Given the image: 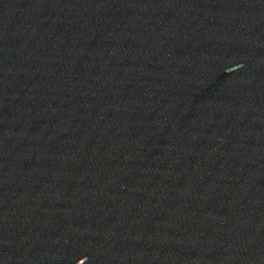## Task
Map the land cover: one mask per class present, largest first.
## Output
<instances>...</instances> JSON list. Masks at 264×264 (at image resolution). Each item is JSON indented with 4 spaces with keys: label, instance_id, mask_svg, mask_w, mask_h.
<instances>
[{
    "label": "water",
    "instance_id": "95a60500",
    "mask_svg": "<svg viewBox=\"0 0 264 264\" xmlns=\"http://www.w3.org/2000/svg\"><path fill=\"white\" fill-rule=\"evenodd\" d=\"M201 0H0V264H78Z\"/></svg>",
    "mask_w": 264,
    "mask_h": 264
}]
</instances>
